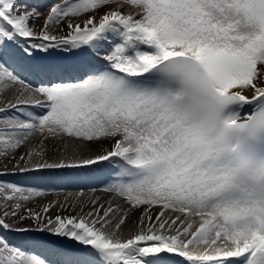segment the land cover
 I'll list each match as a JSON object with an SVG mask.
<instances>
[{"label": "snow or ice", "instance_id": "6c2138e0", "mask_svg": "<svg viewBox=\"0 0 264 264\" xmlns=\"http://www.w3.org/2000/svg\"><path fill=\"white\" fill-rule=\"evenodd\" d=\"M0 264H264V0H0Z\"/></svg>", "mask_w": 264, "mask_h": 264}, {"label": "bare ground", "instance_id": "6f19581e", "mask_svg": "<svg viewBox=\"0 0 264 264\" xmlns=\"http://www.w3.org/2000/svg\"><path fill=\"white\" fill-rule=\"evenodd\" d=\"M27 3L35 4L41 8L47 7L53 0H26ZM30 79H35L31 78ZM36 80V79H35ZM115 166H109L106 168L101 169L98 173L91 175V176H69L64 179L58 180H33L29 179L26 176L21 175H9L4 177L3 179L9 182L19 183L24 186H37L43 190H46L49 195L42 198V202H47V200H53L59 197L63 199L65 195H72L75 196L78 192L83 191L85 198H88L92 195L106 197V194L98 189L105 186V184L109 181L110 178L115 177ZM108 180V181H107ZM55 241V238H52ZM22 241L18 238L17 243H21ZM71 242V241H70ZM55 247L60 248H71L72 242L68 243L66 241L60 242L55 241ZM33 251L37 253H41L44 255H48L47 252L43 248H34ZM49 259L53 260L54 262H59L63 259L60 256H49Z\"/></svg>", "mask_w": 264, "mask_h": 264}, {"label": "rangeland", "instance_id": "374dc122", "mask_svg": "<svg viewBox=\"0 0 264 264\" xmlns=\"http://www.w3.org/2000/svg\"><path fill=\"white\" fill-rule=\"evenodd\" d=\"M9 238L12 239L14 242L18 241V237L14 236V235H10ZM66 242L71 243L70 241H66Z\"/></svg>", "mask_w": 264, "mask_h": 264}]
</instances>
